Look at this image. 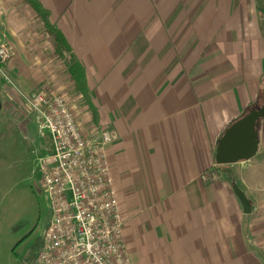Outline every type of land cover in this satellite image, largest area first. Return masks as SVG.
I'll return each mask as SVG.
<instances>
[{
  "label": "crops",
  "instance_id": "crops-1",
  "mask_svg": "<svg viewBox=\"0 0 264 264\" xmlns=\"http://www.w3.org/2000/svg\"><path fill=\"white\" fill-rule=\"evenodd\" d=\"M36 1L83 68L99 123L116 134L105 154L126 249L141 234L189 260L172 264H258L245 232L264 202V113L251 160L220 166L217 182L200 176L261 93L264 0ZM12 46L7 70L21 91L33 80L34 93L44 78L26 68L24 46ZM4 99L15 111L1 103L0 114L25 124L17 93L8 88Z\"/></svg>",
  "mask_w": 264,
  "mask_h": 264
},
{
  "label": "rangeland",
  "instance_id": "rangeland-1",
  "mask_svg": "<svg viewBox=\"0 0 264 264\" xmlns=\"http://www.w3.org/2000/svg\"><path fill=\"white\" fill-rule=\"evenodd\" d=\"M0 10L3 13L0 31L5 32L12 48L11 60L15 55L12 44H22L28 55L23 60L26 68L33 73H40L44 78L36 92L30 93L35 91L34 86L31 87L33 80L27 82L28 90L21 91L16 88L15 77L7 67H0V104L3 103L9 113L15 111L4 99V92L8 88L14 90L20 101L18 111L25 120V124L20 125L15 121L9 122L3 111L0 114V264H23L34 257L48 221V205L41 188L38 160L48 154L49 140L47 134L43 138L38 135L37 126L27 108L26 97L40 92L64 96L77 123L89 138L96 137L92 131L102 123L92 121L89 104L84 103L69 80L66 71L69 55L59 57L54 53L50 37L22 0H0ZM88 98L90 101L89 93ZM244 166L237 168L241 170ZM219 168L214 163L201 175L212 171V181L217 182L222 175ZM209 181L211 178L203 182ZM252 203L254 209L258 206L262 208L254 210L255 215L251 216L245 236L249 249L255 254V257L250 258L258 264H264V202L258 206L256 202ZM159 243L149 235H136L127 245L130 263L172 264L174 259L175 262L188 260L166 256Z\"/></svg>",
  "mask_w": 264,
  "mask_h": 264
},
{
  "label": "built area",
  "instance_id": "built-area-1",
  "mask_svg": "<svg viewBox=\"0 0 264 264\" xmlns=\"http://www.w3.org/2000/svg\"><path fill=\"white\" fill-rule=\"evenodd\" d=\"M2 17L0 10V26ZM2 31L0 67L6 68L13 51ZM26 103L38 135L49 140L48 154L38 160L48 221L35 256L23 264H131L105 154L116 134L99 124L95 138L86 136L64 96L40 92ZM213 177L208 171L200 179Z\"/></svg>",
  "mask_w": 264,
  "mask_h": 264
},
{
  "label": "water",
  "instance_id": "water-1",
  "mask_svg": "<svg viewBox=\"0 0 264 264\" xmlns=\"http://www.w3.org/2000/svg\"><path fill=\"white\" fill-rule=\"evenodd\" d=\"M264 113V106L250 110L233 122L217 140L214 163L219 166L237 164L251 160L258 150V122ZM244 214H250L251 206L245 195L232 188Z\"/></svg>",
  "mask_w": 264,
  "mask_h": 264
},
{
  "label": "trees",
  "instance_id": "trees-1",
  "mask_svg": "<svg viewBox=\"0 0 264 264\" xmlns=\"http://www.w3.org/2000/svg\"><path fill=\"white\" fill-rule=\"evenodd\" d=\"M22 2L25 6H27L30 9V11L34 15V18L41 24L43 30L50 37V42L54 49V53L59 57H62L64 54L69 55V61L66 70L69 80L73 84L74 90L83 98L84 103L89 104L85 72L81 67V65L71 55L72 50L69 44L64 39L61 32L55 26L49 23L48 12L44 10L36 0H22ZM261 106H264V84L261 87V93L259 95V98L254 104L248 106L244 114H246L250 110L258 109ZM89 108L92 114V121L97 124L98 122L97 113L90 105Z\"/></svg>",
  "mask_w": 264,
  "mask_h": 264
}]
</instances>
